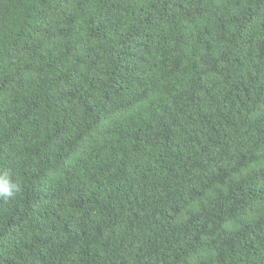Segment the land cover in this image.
<instances>
[{"label":"trees","instance_id":"1","mask_svg":"<svg viewBox=\"0 0 264 264\" xmlns=\"http://www.w3.org/2000/svg\"><path fill=\"white\" fill-rule=\"evenodd\" d=\"M0 264H264V0H0Z\"/></svg>","mask_w":264,"mask_h":264},{"label":"clouds","instance_id":"2","mask_svg":"<svg viewBox=\"0 0 264 264\" xmlns=\"http://www.w3.org/2000/svg\"><path fill=\"white\" fill-rule=\"evenodd\" d=\"M20 186L12 182L6 176L0 178V200H9L14 198L20 192Z\"/></svg>","mask_w":264,"mask_h":264}]
</instances>
